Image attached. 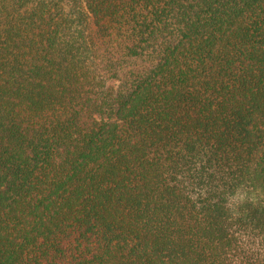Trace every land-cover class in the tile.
I'll return each instance as SVG.
<instances>
[{
    "label": "trees",
    "instance_id": "obj_1",
    "mask_svg": "<svg viewBox=\"0 0 264 264\" xmlns=\"http://www.w3.org/2000/svg\"><path fill=\"white\" fill-rule=\"evenodd\" d=\"M0 264H264V0H0Z\"/></svg>",
    "mask_w": 264,
    "mask_h": 264
}]
</instances>
